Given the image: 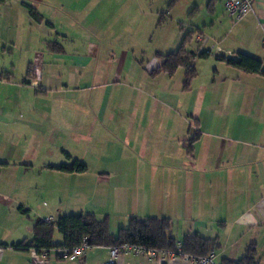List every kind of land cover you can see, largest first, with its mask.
I'll return each mask as SVG.
<instances>
[{"label": "crops", "instance_id": "1", "mask_svg": "<svg viewBox=\"0 0 264 264\" xmlns=\"http://www.w3.org/2000/svg\"><path fill=\"white\" fill-rule=\"evenodd\" d=\"M205 1L185 2L187 8L193 6L187 33L197 31L186 45L196 53L197 71L188 87L183 67L172 75L152 74L161 62L157 54H167V47L177 43L164 35L174 21L182 24L180 15L169 16L171 7L167 20L157 19L153 0H132L130 12L121 9L122 0L0 3L6 11L2 26L38 31L34 42L48 59L67 65L66 73L56 76L43 54L34 62L28 58L35 74L28 78L25 73L20 84L37 88L41 92L32 96L47 101L15 109L14 125L23 132L4 143L0 177L7 170L23 173V179L36 174L27 159L30 148L20 150L27 145L25 133L41 148L44 142L57 147L67 163L78 159L86 165L83 172H63L51 168L60 164L45 158L38 171L49 183L44 191L36 179L23 185L21 178L15 189L0 187V209L16 215L3 222L0 264H193L166 252L159 260L131 251L113 258L108 246L88 247L74 261L54 252L44 256L32 248L3 246L31 241L38 221L88 213L107 217L113 234L133 216L167 218L169 235L177 241L194 233L217 240V264L222 258L242 257L252 244L264 264V75L219 59L246 54L259 59L264 71V0H253V12L237 22L226 14L224 0H208L210 20L199 17ZM24 4L42 20H33ZM195 12L198 21L192 17ZM48 41H56L63 51H50ZM192 41L191 50L187 46ZM205 51L209 55L199 58ZM41 62L48 66L46 74L40 72ZM14 146L16 156L5 153ZM54 240H62L57 231Z\"/></svg>", "mask_w": 264, "mask_h": 264}, {"label": "trees", "instance_id": "2", "mask_svg": "<svg viewBox=\"0 0 264 264\" xmlns=\"http://www.w3.org/2000/svg\"><path fill=\"white\" fill-rule=\"evenodd\" d=\"M5 0H0L3 3ZM178 0H171L168 8L173 6ZM28 9L29 15L35 21H41V16L33 7L24 4ZM162 18V15L160 16ZM196 30L186 33L179 48L174 52L165 55L157 54L161 60L160 64L152 70V74L166 73L174 74L179 68L185 69L184 86L188 87L197 71L194 66L195 52L186 49V45L192 40ZM47 48L52 52H62V46L56 41H48ZM209 53L201 52L199 58L207 57ZM219 59L228 65L249 73H260L264 75L261 61L253 56L239 54L237 58ZM35 69L28 67V78L34 76ZM28 84V82H27ZM70 161L71 157L66 155ZM63 172H83L86 165L74 159L69 163H62L59 166L51 167ZM171 222L167 218H138L130 217L128 225L113 234L109 229L107 217L98 218L92 213L88 214H69L59 216L54 222L46 220L38 221L33 225L32 239L29 242H18L10 245L16 250L34 249L39 255L49 254L51 250L65 247L71 248L81 243L83 238H87L89 247L108 246L120 247L125 244L144 246L146 248L157 249L162 252H175L177 243L181 244V252L193 256H207L210 252L219 248L217 240H210L198 234H185L180 241L169 235ZM58 232L62 236L61 242H55L54 233ZM219 264H259L257 252L254 244L248 246L242 257L238 259L222 258Z\"/></svg>", "mask_w": 264, "mask_h": 264}, {"label": "rangeland", "instance_id": "3", "mask_svg": "<svg viewBox=\"0 0 264 264\" xmlns=\"http://www.w3.org/2000/svg\"><path fill=\"white\" fill-rule=\"evenodd\" d=\"M171 0H153V8L151 10H154L156 12L158 10V18L160 19V16L162 15L164 18L167 19V11H168V3ZM208 0L205 1V3L202 4V10H200V16L199 17H207L208 20H210L211 16H208L209 13L207 11V3ZM186 0L178 1V3L173 4L171 6V9H173L170 13L169 16H179L180 15V20H178L180 23V26L184 27L183 33H181L182 29L180 30V26L176 21L173 22V24L170 25L169 29L165 28L164 35L166 37L168 36L169 43L176 41L178 44H181L182 39L184 35L187 33V29H191L190 21L193 20V18L189 17L190 11H192L193 6L188 7L186 6ZM82 2L79 1L78 6H80ZM132 0H122L121 3V9L123 11L130 12L132 10ZM3 6H0V155L3 154L4 152V143L6 141H12V139H15V137L18 138L19 134L22 133L23 131L20 128H17V125H14V123L17 124L16 119H17V114L14 113L15 109L23 108V109H33V104H38L40 106L43 105L42 101H47V99H35L34 96L35 92L37 93L41 92L36 88H32L31 90L26 88L25 86L20 84V81L25 78V73L28 71V58H30L31 62H34V59L39 58L41 59L38 55L43 54V58L48 59V53L43 50L41 46H38L36 41V36L39 35L38 31L36 30H31L30 28H26L24 30H16V31H9L8 28L2 26V22L5 21V15L6 11L5 8H2ZM72 15V14H71ZM96 15V14H95ZM199 13L195 12L192 14V17H194V20L197 19L199 20V17L197 16ZM91 16V15H90ZM89 16V18H90ZM169 20V19H167ZM96 22H98L96 20ZM171 22V19H170ZM173 27V28H172ZM174 29V31H172ZM161 31V29H159ZM158 31V30H157ZM160 33V32H159ZM44 35V34H43ZM158 33L156 32L152 36V44L155 45V42L157 40ZM178 36V37H177ZM46 38V36H43ZM48 37V36H47ZM49 38V37H48ZM178 38V41L176 40ZM52 39V38H49ZM125 40H130V38H125ZM122 41H124V38H122ZM176 43V47L174 46L173 49H168L165 52H174L178 49V46ZM178 46V47H177ZM195 46V41H192L190 45L187 46L188 49H193ZM42 48V49H41ZM214 51H211V54ZM41 53V54H40ZM47 55V56H46ZM38 62V59H37ZM36 62V63H37ZM43 62V61H42ZM40 63V72L45 73L47 71V67L44 63ZM49 64L51 63V67L54 70V73L56 76L65 74L66 67L67 65H64L60 61L56 62H51L49 59L48 61ZM33 67V66H32ZM21 85V86H20ZM56 106H59L58 104H55ZM8 109H10V113L8 112ZM53 109H55L53 107ZM12 112V113H11ZM3 124H8L2 125ZM24 141L26 139L27 142L23 143L27 144L23 148L21 147L20 150H24L25 152L27 151V147L30 148L28 153H27V159L31 160V164L34 165L35 172L36 174H32V172L29 173L26 177L29 176L30 179L22 178L23 173L21 172H16L15 170H7L5 174L0 177V187L8 188L10 189H15V187H18V184H20L21 178L23 185H26V182L28 181H33L34 179L38 180V182L41 183V190L44 191L45 189L48 188L49 183L46 181L44 178L41 179L39 178L38 171L39 169L44 165L42 162L44 161L45 158H50L49 162L53 164H61V163H67V161H64L65 158L61 156V154L58 152L57 147H53V145H48L46 142L41 148V143L35 144L34 139H30L31 136L29 137V133H25L24 136L22 137ZM21 139V138H19ZM30 139V140H29ZM21 142V141H20ZM41 142V140L39 141ZM34 144V145H32ZM50 144V143H49ZM60 150V149H59ZM54 153H51V152ZM6 154L9 155H14L16 156L18 153V149L16 146L14 147H9L6 151ZM44 168V167H43ZM41 170V169H40ZM31 175V176H30ZM44 176V175H42ZM22 185V184H21ZM30 187L34 188V185H31ZM1 189V188H0ZM37 188L31 189V193L35 192ZM22 196V194H21ZM37 206L38 203L34 204V206ZM42 205V204H41ZM31 218L35 217V214L30 215ZM16 217L13 212L10 213L9 209H4L1 207L0 209V238L3 235V231L6 229L3 226V222L5 223V220L8 219H13ZM2 242V241H0Z\"/></svg>", "mask_w": 264, "mask_h": 264}, {"label": "built area", "instance_id": "4", "mask_svg": "<svg viewBox=\"0 0 264 264\" xmlns=\"http://www.w3.org/2000/svg\"><path fill=\"white\" fill-rule=\"evenodd\" d=\"M224 8L226 14L231 17L233 21L237 22L243 19L249 13L253 12V0H224ZM215 49L216 51H220L219 47H215ZM205 52L209 53V51ZM46 221L51 222V219L47 218ZM88 247L89 245L87 238H83L81 243L76 246H73L71 248H56L51 250L50 253L54 252L58 257L64 258L68 261H74L83 256ZM130 251L134 254H143L152 260H159L158 256L163 255L165 253L160 250L146 248L144 246L125 244L120 247H112L111 256L115 258L120 252ZM49 254H46L44 256H47ZM165 254L171 256L177 255L184 259L190 260L193 264H217L216 253L214 251L210 252L207 256L202 257L184 254L181 252L180 242L177 243L175 252H166Z\"/></svg>", "mask_w": 264, "mask_h": 264}]
</instances>
